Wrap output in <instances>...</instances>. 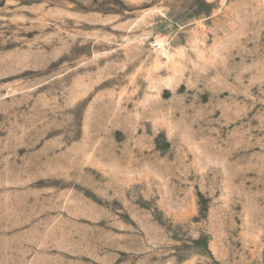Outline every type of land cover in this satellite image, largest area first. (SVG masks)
Segmentation results:
<instances>
[{"label": "rangeland", "instance_id": "374dc122", "mask_svg": "<svg viewBox=\"0 0 264 264\" xmlns=\"http://www.w3.org/2000/svg\"><path fill=\"white\" fill-rule=\"evenodd\" d=\"M0 264H264V0H0Z\"/></svg>", "mask_w": 264, "mask_h": 264}, {"label": "built area", "instance_id": "2783aa9c", "mask_svg": "<svg viewBox=\"0 0 264 264\" xmlns=\"http://www.w3.org/2000/svg\"><path fill=\"white\" fill-rule=\"evenodd\" d=\"M153 47L154 48H156V49H160V50H162V48H161V45H159L158 43H153ZM164 51V50H163Z\"/></svg>", "mask_w": 264, "mask_h": 264}]
</instances>
